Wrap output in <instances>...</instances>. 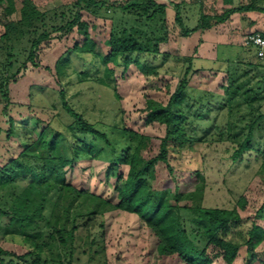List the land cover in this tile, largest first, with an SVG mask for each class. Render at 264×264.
I'll use <instances>...</instances> for the list:
<instances>
[{"label":"trees","instance_id":"trees-1","mask_svg":"<svg viewBox=\"0 0 264 264\" xmlns=\"http://www.w3.org/2000/svg\"><path fill=\"white\" fill-rule=\"evenodd\" d=\"M170 2L175 9L173 24L183 36L223 23L232 13L264 12V0H248L220 13L202 12L198 23L188 27L182 0ZM0 7L4 27L0 34V264H111L103 216L113 209L136 214L146 227L150 240L143 264H213L218 257L233 264L242 246L250 253L260 246L264 251V228L255 222L247 227L240 214L246 208L245 196L232 208L205 206L204 171L176 168L172 162L197 143L229 141L234 161L252 150L261 154L258 174L264 182V61L257 48V60H227L220 69L225 82L219 91L191 85L193 75L204 68L195 66V57H184V74L168 101L148 97L144 106L145 123L164 125L162 136L124 122H91L69 104L64 90L61 101L72 121L58 124L53 116L37 117L45 121L39 132L25 128L22 133L26 120L21 114V122L17 120L20 106L11 100L10 84L29 64L39 65L44 43L73 32L82 35V41L58 58L56 74H69L71 53L89 54L101 65L78 72L79 79L94 78L116 91L110 64L127 68L135 63L144 69L134 55L160 54L173 24L168 4L161 0H71L49 9L34 0H0ZM84 12L110 21L108 52L96 49L91 33L95 25L84 20ZM222 112L223 119L216 121ZM17 133L23 149L8 156L3 141ZM82 159L108 163L106 175L116 178L117 201L66 182L64 168ZM10 240L23 252L3 245Z\"/></svg>","mask_w":264,"mask_h":264},{"label":"rangeland","instance_id":"rangeland-1","mask_svg":"<svg viewBox=\"0 0 264 264\" xmlns=\"http://www.w3.org/2000/svg\"><path fill=\"white\" fill-rule=\"evenodd\" d=\"M42 9L60 6L71 0H34ZM121 1V0H118ZM168 4L170 23H174L175 9L172 0H161ZM178 2L180 0H173ZM248 0H182L184 24L195 26L202 12L207 14L220 13L234 5L245 4ZM2 8L0 7V13ZM83 18L90 25L93 38L97 41L96 49L108 52L105 43L110 31L108 19L96 18L84 12ZM4 31L0 23V34ZM254 31H264V12H236L223 23L214 24L209 29H200L189 36H183L178 27H172L169 41L161 45V53L157 55H134L145 64L140 69L135 63L127 68L122 65L114 68L116 91L94 78L79 79L78 72L91 70L93 65H101L99 60L92 59L89 54L71 53V62L67 65L69 74L59 76L55 65L58 58L83 36L76 32L59 35L44 43L38 53L39 65L29 64L16 82L10 84L11 100L20 107L19 114L25 121L20 132L27 128L36 134L44 126L45 121L37 117L49 119L55 117L58 124L69 123L72 117L66 112L61 101V90L65 91L69 104L91 122L113 124L124 122L140 132L162 136L165 126L160 123L146 124L144 106L148 97L163 103L168 101L182 78L186 62L184 57H195V66L204 68L193 75L191 85L198 89L219 91L225 82L223 69L228 59L251 58L257 60L256 47L251 50L243 44L244 38ZM264 61V57L261 58ZM92 62H94L92 64ZM92 75V74H91ZM214 115V114H213ZM214 118V117H213ZM223 119V112L216 121ZM204 136L210 135L205 129L199 128ZM19 129L17 130V132ZM2 135V134H1ZM18 133L5 139L8 156H17L23 149ZM3 136V135H2ZM232 144L229 141L213 143H197L191 149H184L172 160L180 169L201 168L207 179L204 205L212 207L232 208L240 196H245L247 204L240 209V214L247 227L253 222L264 228V182L258 174L261 154L255 150L245 153L243 158L234 161L231 157ZM107 162L102 159H82L67 165L66 182L80 189H87L104 198L117 201L114 176L107 177ZM126 170V167L122 168ZM57 192L49 202L48 214L51 213ZM104 239L108 248L107 257L111 264H143L148 260L150 237L136 214L113 209L105 212ZM264 242V241H263ZM3 245L11 250L23 252V247L10 240ZM262 246L256 252H248L242 246L233 264H264ZM213 264H227L221 257Z\"/></svg>","mask_w":264,"mask_h":264},{"label":"built area","instance_id":"built-area-1","mask_svg":"<svg viewBox=\"0 0 264 264\" xmlns=\"http://www.w3.org/2000/svg\"><path fill=\"white\" fill-rule=\"evenodd\" d=\"M244 45H251L257 48L258 56L264 57V31H254L249 33L243 41Z\"/></svg>","mask_w":264,"mask_h":264},{"label":"crops","instance_id":"crops-1","mask_svg":"<svg viewBox=\"0 0 264 264\" xmlns=\"http://www.w3.org/2000/svg\"><path fill=\"white\" fill-rule=\"evenodd\" d=\"M252 32V31H251Z\"/></svg>","mask_w":264,"mask_h":264}]
</instances>
